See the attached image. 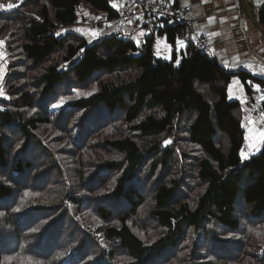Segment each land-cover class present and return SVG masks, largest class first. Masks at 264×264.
Segmentation results:
<instances>
[{
    "label": "trees",
    "instance_id": "obj_1",
    "mask_svg": "<svg viewBox=\"0 0 264 264\" xmlns=\"http://www.w3.org/2000/svg\"><path fill=\"white\" fill-rule=\"evenodd\" d=\"M8 4L0 264H264V148L241 156L244 111L228 94L235 75L248 92L254 78L191 47L159 57L156 38L175 42L179 24L141 44L72 30L78 7L118 15L111 0Z\"/></svg>",
    "mask_w": 264,
    "mask_h": 264
},
{
    "label": "crops",
    "instance_id": "obj_2",
    "mask_svg": "<svg viewBox=\"0 0 264 264\" xmlns=\"http://www.w3.org/2000/svg\"><path fill=\"white\" fill-rule=\"evenodd\" d=\"M178 2L195 8L196 30L210 38L214 49L213 57L221 65L230 72H246L252 79L254 78L249 81L248 92L240 75H235L229 83L228 94L231 99L240 100L242 103L243 126L246 131L245 146L252 154L260 153L264 146L257 152L250 145L258 140L260 133L264 131V112L257 115L252 108L253 98L258 91L256 86L260 88L264 84V24L259 20V10L264 5V0H178ZM145 27L144 17L139 13L133 23L124 30L105 26L93 28L89 23L77 25L72 30L83 29L84 33H87L90 29H99L102 35L95 40L89 35L75 31L91 42L117 32H124L139 36L142 43L145 35L140 36L139 33L145 32ZM155 51L164 58L171 59L172 45L166 36L156 38Z\"/></svg>",
    "mask_w": 264,
    "mask_h": 264
},
{
    "label": "built area",
    "instance_id": "obj_3",
    "mask_svg": "<svg viewBox=\"0 0 264 264\" xmlns=\"http://www.w3.org/2000/svg\"><path fill=\"white\" fill-rule=\"evenodd\" d=\"M112 6L118 15L108 17L102 13L91 14L83 7L76 11V24H90L93 28L97 26L113 27L124 30L141 13L146 22L145 32L149 33L155 26L168 24H179V34L175 42L171 43L172 53L178 58L182 50L188 47L194 48L203 54L213 57V44L209 37L196 30L197 16L192 5H182L178 0H111ZM87 14V15H85ZM99 17V19H97ZM132 24V23H131ZM108 25V26H106ZM180 40L183 43L177 44ZM253 112L261 115L264 112V85L260 86L252 102ZM244 154L250 153L246 146L243 147Z\"/></svg>",
    "mask_w": 264,
    "mask_h": 264
},
{
    "label": "rangeland",
    "instance_id": "obj_4",
    "mask_svg": "<svg viewBox=\"0 0 264 264\" xmlns=\"http://www.w3.org/2000/svg\"><path fill=\"white\" fill-rule=\"evenodd\" d=\"M119 35H120V37H122L124 39H132V40L134 39L135 41L139 40L140 43H138V44H141L142 38H140L139 36H132V35L124 33V32H120ZM0 46H1V44H0ZM158 55H159V57H163L160 54H158ZM7 56H8L7 52L5 50L1 49L0 50V58H1L0 66H2L4 73L6 70V65L4 64V62L6 61ZM0 82H1V80H0ZM0 91H2V93H3V95H0V96H5V93L3 92V89L1 88V86H0ZM94 93H96V84H92L87 89H76L72 95L64 96L62 98H59L56 102H54L51 105V110H52V112H56L57 110L68 106L72 101L77 100V99H81V98L90 97V96L94 95ZM61 102H63V103H61ZM55 105H60V106L55 107ZM147 113L148 112H145L140 117V119H142Z\"/></svg>",
    "mask_w": 264,
    "mask_h": 264
},
{
    "label": "snow or ice",
    "instance_id": "obj_5",
    "mask_svg": "<svg viewBox=\"0 0 264 264\" xmlns=\"http://www.w3.org/2000/svg\"><path fill=\"white\" fill-rule=\"evenodd\" d=\"M7 8V9H12L14 7L13 4H8V5H0V10L4 9V8ZM87 15V14H85ZM97 19H99V17H97ZM139 19V17L137 18ZM128 23L131 24L133 23V21L131 19L128 20ZM75 31H78V32H81V33H84V30L83 29H74ZM67 31V30H65ZM86 35H89L91 37L92 40H95L97 37H99L100 35H102V32L99 30V29H90L87 33H84ZM56 35H60V33H56ZM140 36H144V35H147V33H145L144 31H141L139 33ZM137 43H140L139 40L136 41ZM158 42V40H157ZM0 43H3L2 41H0ZM176 43L179 45V44H182L183 42L180 41V40H177ZM84 50L81 49V52H83ZM177 63H179V61H177ZM3 76H4V71H3V68L2 66H0V80L3 79ZM257 89H259V86L257 85L256 86ZM0 95H3L2 91H0ZM63 103V102H61ZM60 105H55V107H59ZM166 144L169 143V141H166L165 142ZM261 146H264V131H262L260 133V138L258 140H256L255 142H253L250 147L253 148L255 151H260V147ZM244 152H241V156H244Z\"/></svg>",
    "mask_w": 264,
    "mask_h": 264
}]
</instances>
